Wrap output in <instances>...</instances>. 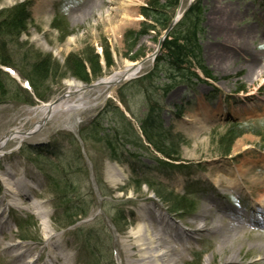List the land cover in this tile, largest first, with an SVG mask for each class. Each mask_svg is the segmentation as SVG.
Returning a JSON list of instances; mask_svg holds the SVG:
<instances>
[{
    "label": "rangeland",
    "instance_id": "rangeland-1",
    "mask_svg": "<svg viewBox=\"0 0 264 264\" xmlns=\"http://www.w3.org/2000/svg\"><path fill=\"white\" fill-rule=\"evenodd\" d=\"M25 1L0 0V10ZM29 1L32 21L28 32L19 38L17 52L11 50L7 55L25 72L41 54L51 55L61 68L45 81L48 101L43 103L35 99L31 103L24 94L27 84L18 69H11L10 74L18 77L16 81L10 76L3 82L7 95L0 97V141L15 128L29 135L21 143L7 141L1 149L0 195L5 189H15L12 183L22 178L30 204L14 207L7 200L2 207V220L10 231L4 242L0 235V264H13L5 247L18 243L34 248L27 261L38 259L45 231L71 256V264H142L124 246L141 228L147 226L155 233L156 226L140 218L145 215L160 216L164 224L191 235L179 264H223L221 256L229 260L233 256L239 264H264V249L259 248L264 246V235H258L264 232V206L259 205L264 197V0L181 1V9L202 2L201 44L215 80L195 81L193 89L178 86L161 99V121L179 155L173 162L178 166L158 163L161 155L148 146L140 131V120L148 113L144 98L137 87L124 88L126 83L102 93L90 89L87 96L101 103L70 120L55 116L35 129L38 117L30 119L33 108L63 96L68 83L76 81L91 88L156 50L157 36L145 34L128 41L125 37L129 31L141 29L144 18L140 10L148 0ZM43 4L46 10H42ZM230 13L233 16L227 19ZM106 46L112 53L110 67L104 59ZM85 50L98 54L103 70L94 78L87 64L90 82L73 78L65 67L68 56L83 58ZM140 52L145 57L132 60ZM256 65L259 73L249 78ZM152 66V60L146 62L138 77L148 74ZM20 91L23 96L17 99L14 95ZM124 95L128 96L124 98L129 112L122 101ZM104 110L108 115L99 121L106 136L83 140L81 137L88 136V124ZM232 126L241 132L225 155L221 137ZM139 137L141 146L130 143ZM109 139L112 147L106 143ZM254 179L259 181L253 184ZM177 196L188 203L176 214L172 205ZM77 208L86 215L76 217ZM204 208H212L218 218L227 216L224 222L243 215L244 220L261 224V229L252 225L251 230L257 231L242 234V242L228 244L225 239L219 244L218 231L213 235L195 232L206 224L200 217ZM221 208L227 215L219 212ZM46 255L41 254L38 264L49 260Z\"/></svg>",
    "mask_w": 264,
    "mask_h": 264
},
{
    "label": "trees",
    "instance_id": "trees-1",
    "mask_svg": "<svg viewBox=\"0 0 264 264\" xmlns=\"http://www.w3.org/2000/svg\"><path fill=\"white\" fill-rule=\"evenodd\" d=\"M180 0H148L146 5L141 7L140 15L143 16L144 20L141 24V29L137 32L129 31L125 37L134 39L135 37H141L142 35L152 34L157 36V44L162 34L168 29L169 23L173 19L180 5ZM32 2L28 0L25 2H19L17 5L0 10V64L3 66H12L18 69L19 74L23 78L27 79L31 84L33 93L30 94L24 91V94L30 96L31 103L33 99H37L40 102H47V94L44 88L45 81L48 78L56 76L57 71L60 70V65L53 60L51 55L41 54L37 55L35 63L31 66L28 71H24L16 65H13L15 59L12 55H7L11 50L17 52V46L19 44V38L25 34L31 23V6ZM204 8L202 2L193 3L186 14L181 18L179 23L169 33V37L163 42L162 49L159 52L155 62L153 63L152 69L149 73L139 77V79L132 81L124 86L128 89L129 87H137L144 98V105L148 113L140 120V131L142 137L149 147L161 155L157 161L162 166H175L173 163L178 161L176 158L178 153L173 149L174 144L171 140L170 135L165 131L163 121H161L163 106L161 99L171 93L173 89L178 86L185 85L188 88L194 87L198 83L206 82V80H215L212 76L210 68L206 65L203 55V44L201 39L203 36V21H204ZM135 36V37H134ZM134 43L131 47H134ZM83 58L80 55H70L66 58V72L71 74L73 78H76L82 82H90V73L87 69V64L91 71V75L96 78L102 75V68L100 66V60L97 53L83 52ZM141 57H145L142 52L138 55L131 57L132 60H138ZM104 59L108 67L113 65L112 53L109 47H105ZM2 76L6 79L3 80ZM10 80L8 74L0 70V97L5 98L7 93L6 83ZM162 80H165L162 82ZM14 81V80H13ZM4 82V83H3ZM22 91L16 92L15 97L17 99L22 98ZM123 96V104L126 106V110L129 112L128 101ZM163 100V99H162ZM114 111L121 113L120 109L113 107ZM108 113L106 110L100 111L98 116L93 119L86 128L88 136L86 138L81 137L83 140L99 138L102 135L106 136L103 124L99 119L106 117ZM135 116V114H134ZM238 126V125H237ZM237 126H232L228 129L227 133L221 137L220 148L225 155H228L232 150L233 141L237 137L241 130ZM240 130V131H239ZM166 132V133H165ZM169 135V136H168ZM142 138L139 137L136 141L130 143L141 146ZM109 147H112V140L106 141ZM178 166V165H176ZM139 183V182H138ZM74 188L72 185H70ZM141 186V184H140ZM66 189H68L66 187ZM163 194H160L162 196ZM67 201V208L68 203ZM188 200L185 197L177 196L173 199V210L174 213L182 211L187 207ZM67 210V209H66ZM79 217L86 212L82 209H76ZM69 213V212H67ZM27 222L19 225V228H23ZM23 239V238H22ZM192 264V263H190Z\"/></svg>",
    "mask_w": 264,
    "mask_h": 264
},
{
    "label": "bare ground",
    "instance_id": "bare-ground-1",
    "mask_svg": "<svg viewBox=\"0 0 264 264\" xmlns=\"http://www.w3.org/2000/svg\"><path fill=\"white\" fill-rule=\"evenodd\" d=\"M47 4V3H46ZM46 6L43 4L42 10L45 9ZM227 19L232 18L233 13L226 14ZM131 67H136L132 74L128 75V79L132 77H136L139 73L144 69L143 66H139L138 64L127 63L124 70L121 72L114 73L113 75L107 76L99 80L92 88L88 86H84L80 82H70L67 84L68 89L65 94L58 99L54 100V102L44 103L41 106L33 108L30 111V115L34 119L38 117V121L34 124L35 129L45 123V121L54 118L62 117L65 119H72L73 117H78L82 112H86L87 110H92L97 108V106L101 102H95L97 99H92L87 96V93L90 89L94 92H107L111 88H116L123 78L124 74H128ZM249 73V78H253L257 72V65L253 66ZM27 133H23L19 128H15L3 136V140L0 141V152L3 148V145L7 141H12L14 139H18L21 142L24 141ZM7 175L12 179V174L7 172ZM14 180V179H12ZM253 181V182H252ZM253 184H256L259 180H252ZM12 187L15 189H5V193L0 195V235L3 236L1 242L6 240L5 234L7 231H10L9 225H7L3 220V211L2 207L6 204V201L12 202V206H20L22 204H30L29 191H27V187L25 185V181L21 179L15 180L12 183ZM259 205L264 206V197L259 201ZM224 215L226 214V210L221 208L219 212H222ZM225 211V212H224ZM149 214V211H147ZM214 217H211V215ZM200 217L206 224L203 225L202 228H196L195 232H205L207 234L213 235L216 231V237L218 238V242L220 241L225 243V239H229V242L233 240L240 243L243 241L242 234L253 235L256 231L251 230L252 225L257 224V228L261 229V224L254 221H246L243 219V215H237L235 218L231 217L229 221L224 222L223 216L218 218L212 208H204ZM140 218L143 221L150 220L155 226V233L150 232V228L147 226L144 229H139L132 233L131 240L127 245L124 246L128 254L135 252L133 256H138V259L142 261V264H148L154 262V264H179L184 258V254L188 251L186 247L187 242L190 240V234H185L184 231H180L179 228H174L167 224H164L163 218L160 216H151L145 215V217L141 216ZM229 218V217H228ZM211 220L209 223L207 221ZM208 224V225H207ZM45 233V240L40 242L39 247H41L40 256L38 259H30L27 261L31 253L34 251V248L28 245H20L11 244L8 247H5V251L11 257V261L13 264H38L40 262L41 254L46 252V256L49 260L44 262L43 264H71L72 258L69 254L64 253V249L62 247L56 246L55 237L52 233ZM200 233V232H199ZM258 235H264V232H258ZM201 240H204L201 239ZM236 244V243H232ZM227 246V245H225ZM224 246V247H225ZM233 246V245H232ZM223 247V248H224ZM232 250L233 247H229ZM259 248L264 249V246H260ZM191 249V248H190ZM224 260L223 264H239L234 260V257L229 260L227 256H221V261Z\"/></svg>",
    "mask_w": 264,
    "mask_h": 264
},
{
    "label": "water",
    "instance_id": "water-1",
    "mask_svg": "<svg viewBox=\"0 0 264 264\" xmlns=\"http://www.w3.org/2000/svg\"><path fill=\"white\" fill-rule=\"evenodd\" d=\"M184 12H183V14H184ZM180 18H181V16H179V14H177L175 16V18L170 22V26L168 27V30L163 34L162 38L160 39V41L158 43V48L151 55H148L147 58H144L140 62H138L139 66H142L143 64H145L149 60H151V59L154 60L156 58L160 49L162 48V44H163L164 40L169 36V32L173 29V27L176 25V23L179 21ZM134 68L136 69V67H131L129 73L128 74L125 73L120 82L126 81L125 79L128 78V75L132 74L133 71L135 70Z\"/></svg>",
    "mask_w": 264,
    "mask_h": 264
}]
</instances>
